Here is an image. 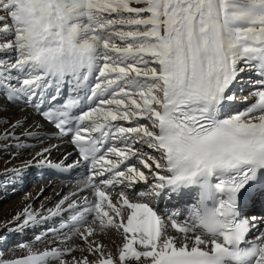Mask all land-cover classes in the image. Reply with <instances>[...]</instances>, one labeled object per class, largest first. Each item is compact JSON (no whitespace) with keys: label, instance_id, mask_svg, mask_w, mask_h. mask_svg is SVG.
<instances>
[{"label":"snow or ice","instance_id":"1","mask_svg":"<svg viewBox=\"0 0 264 264\" xmlns=\"http://www.w3.org/2000/svg\"><path fill=\"white\" fill-rule=\"evenodd\" d=\"M0 12V94L40 118H0V148H40L2 186L31 167L79 170L54 208L0 222V245L36 228L50 245L0 248V264H264V0H0ZM65 139L76 159L53 162ZM193 189L186 217L158 207ZM105 230L120 243L94 239Z\"/></svg>","mask_w":264,"mask_h":264},{"label":"bare ground","instance_id":"2","mask_svg":"<svg viewBox=\"0 0 264 264\" xmlns=\"http://www.w3.org/2000/svg\"><path fill=\"white\" fill-rule=\"evenodd\" d=\"M0 15H3V13L0 12ZM251 99L252 98L250 97V100ZM31 113H32L31 108L25 107L24 105L19 104V103H9L8 100L4 99L3 95L0 94V118H9L11 120H14L16 118H20V117L27 115L29 116L27 123L31 124L33 120L40 119L39 116L31 115ZM4 127L5 125H0V132L3 131ZM46 131L52 132V131H55V129L46 125ZM51 143L60 145L59 149L53 150L51 154V159L53 160V162L60 160L66 153L72 154L71 156L68 157L69 163L72 162V160L76 159V152L74 150V146L71 143H69L67 139H65L64 141L53 140L51 141ZM26 144H32V141H26ZM39 150L40 148L39 146H37V148L34 150L20 151L18 154L13 156V153H16V149L12 148V149H8L7 151H5L2 148H0V173H3L5 169H12L14 166L15 167L20 166L23 161L27 160L30 157L31 154ZM78 171L79 170H76V172ZM76 172L61 173L54 168H48V167H44V168L31 167V168L25 169L23 173V179L22 181L14 185L15 189L20 188V185L23 182H27L30 179H32V177H34L32 175L40 174L42 177H45V182L40 183L39 186L37 187L38 189L35 190L32 194H28V195H25L23 198L20 197L17 200H13L10 206L0 215V222L11 220L17 213L21 212L28 205H31L32 209H35L37 211L41 210V205H44L45 210L54 208V205L61 199L62 196L67 195L73 190H75L76 180H74L75 178L70 179L69 177L70 176L75 177ZM60 177H62L63 180L57 186V192L60 193L59 196H57L56 198L54 197L50 203H46V204L44 203V201L43 202L40 201L39 203H34L32 201L35 194L39 193L42 189L50 186L51 184L52 185L55 184V182L58 179H60ZM4 179H5L4 176H0V189L2 192L0 196L4 195V192H5L4 187L2 186ZM61 188L63 191H60ZM11 190L12 188L9 187L8 190L6 191H11ZM189 198L190 197L188 195L184 200H180V198L177 197L172 201L171 204L166 203V202H160L158 204V207L164 210L175 209L180 213L181 216L186 217L188 213V206L191 204V201L188 200ZM63 215L66 218L68 213L65 212ZM30 231L35 232L34 234H31L32 236H34L35 234L39 233L41 229L39 228V230H35V231L30 230ZM13 235L15 236L16 234H13ZM13 235H10L9 237L13 238L14 237ZM20 239L23 240V237H20ZM94 239L99 242H103L104 244H107L110 248H113L111 241H115L116 244L120 243V236L115 230H105L104 232H98L94 236ZM29 242L31 241L29 240ZM80 242L81 241L77 238L76 243H80ZM31 243H33L34 246L39 249H44L47 245V241L41 242V241L33 240V242ZM47 246H50V245H47ZM16 255L20 257L23 255V253L17 252ZM76 255H79V253H76Z\"/></svg>","mask_w":264,"mask_h":264},{"label":"rangeland","instance_id":"3","mask_svg":"<svg viewBox=\"0 0 264 264\" xmlns=\"http://www.w3.org/2000/svg\"><path fill=\"white\" fill-rule=\"evenodd\" d=\"M246 91L243 93V95L247 96L248 92H246ZM28 145H31V144H28ZM36 148L37 147H34V148L29 147L28 150H34ZM32 176H34V177H32V179H30L27 182H23L20 185V188L15 189V191H13V190L6 191V190H8L9 187L13 189L14 185H9L7 188L4 187V190H5V192L3 191L4 195L0 196V215L10 206V204L13 200H17L20 197L23 198L25 195L32 194L35 190L38 189L37 187L39 186L40 183L45 182V177H42L40 174L32 175ZM62 180H63V178L60 177V179H58L55 182V184H53V185L51 184L50 186L44 188L42 192L40 191L39 193L35 194L32 201L34 203H39L40 201L41 202L44 201L45 204L50 203L54 197L56 198L57 196L60 195V193L57 192V186ZM74 180H76V179H74ZM54 188H56V189H54ZM55 190L57 193L55 192ZM60 191H63L62 188L60 189ZM1 194H2V192L0 189V195ZM5 194H6V196H5ZM35 230H39V228H36ZM34 233L35 232H31L29 230V231H25L23 234H16L15 236L13 235L14 236L13 238L8 237L7 242L3 245H0V248L12 249L17 244H19L20 242H29V240L31 242H33L32 237H34V236H32L31 234H34ZM20 237H23V240H21Z\"/></svg>","mask_w":264,"mask_h":264}]
</instances>
